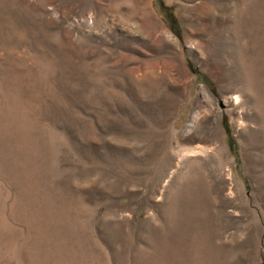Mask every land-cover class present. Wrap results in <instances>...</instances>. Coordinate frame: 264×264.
Here are the masks:
<instances>
[{
	"label": "rangeland",
	"instance_id": "1",
	"mask_svg": "<svg viewBox=\"0 0 264 264\" xmlns=\"http://www.w3.org/2000/svg\"><path fill=\"white\" fill-rule=\"evenodd\" d=\"M0 264H264V0H0Z\"/></svg>",
	"mask_w": 264,
	"mask_h": 264
},
{
	"label": "trees",
	"instance_id": "2",
	"mask_svg": "<svg viewBox=\"0 0 264 264\" xmlns=\"http://www.w3.org/2000/svg\"><path fill=\"white\" fill-rule=\"evenodd\" d=\"M224 129H225L226 133H228V128H227V125H225V124H224ZM228 141H229V138H228Z\"/></svg>",
	"mask_w": 264,
	"mask_h": 264
}]
</instances>
